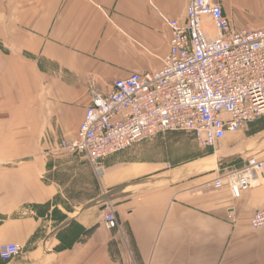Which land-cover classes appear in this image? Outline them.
Masks as SVG:
<instances>
[{"label": "crops", "instance_id": "0c3cea01", "mask_svg": "<svg viewBox=\"0 0 264 264\" xmlns=\"http://www.w3.org/2000/svg\"><path fill=\"white\" fill-rule=\"evenodd\" d=\"M216 1L233 30L264 25V0ZM189 2L0 0V245L21 246L0 264H264V227L250 224L264 177L239 197L213 186L240 152L264 161V135L228 134L190 163L131 150L101 175L60 149L93 92L161 68L167 19Z\"/></svg>", "mask_w": 264, "mask_h": 264}, {"label": "built area", "instance_id": "2783aa9c", "mask_svg": "<svg viewBox=\"0 0 264 264\" xmlns=\"http://www.w3.org/2000/svg\"><path fill=\"white\" fill-rule=\"evenodd\" d=\"M167 23L171 38L161 68L118 78L106 94L93 92L77 132L61 140V150L84 156L103 173L105 159L146 138L184 130L215 148L264 117V25L233 30L216 0H190L184 20ZM263 177L264 161L250 157L241 168L219 174L213 186H227L239 197ZM104 220L119 228L109 206ZM250 224L264 227V206ZM20 253L17 243L0 245L4 261Z\"/></svg>", "mask_w": 264, "mask_h": 264}, {"label": "rangeland", "instance_id": "374dc122", "mask_svg": "<svg viewBox=\"0 0 264 264\" xmlns=\"http://www.w3.org/2000/svg\"><path fill=\"white\" fill-rule=\"evenodd\" d=\"M262 131H264V117L248 124L238 134H244L246 138L253 134L257 135L258 133L256 137H260L259 135H264V132L259 133ZM220 145L221 142H218L217 146L219 147ZM131 150H136V154L146 156L147 158L159 159L163 156L165 159L174 158L176 162L184 161L190 163L198 159L199 156L209 154L214 148L200 145L190 132L179 130L146 138L134 144L132 147L116 153V155H128ZM248 153L249 151L240 152L235 162L232 163L234 167L241 168L249 159V156H246Z\"/></svg>", "mask_w": 264, "mask_h": 264}, {"label": "trees", "instance_id": "16d2710c", "mask_svg": "<svg viewBox=\"0 0 264 264\" xmlns=\"http://www.w3.org/2000/svg\"><path fill=\"white\" fill-rule=\"evenodd\" d=\"M92 231H93V229H90V230L87 232V234L90 235ZM3 261H4V260H3Z\"/></svg>", "mask_w": 264, "mask_h": 264}, {"label": "bare ground", "instance_id": "6f19581e", "mask_svg": "<svg viewBox=\"0 0 264 264\" xmlns=\"http://www.w3.org/2000/svg\"><path fill=\"white\" fill-rule=\"evenodd\" d=\"M100 175L103 174V173H99Z\"/></svg>", "mask_w": 264, "mask_h": 264}]
</instances>
